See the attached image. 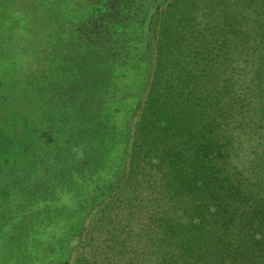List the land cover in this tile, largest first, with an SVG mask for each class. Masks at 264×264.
<instances>
[{"label": "rangeland", "instance_id": "374dc122", "mask_svg": "<svg viewBox=\"0 0 264 264\" xmlns=\"http://www.w3.org/2000/svg\"><path fill=\"white\" fill-rule=\"evenodd\" d=\"M164 1L159 8L149 1L143 10L146 19L139 17L140 24L133 32L135 29L122 21V0H8L4 9L0 0V118L11 126L25 123V129L38 135L35 151L39 155L29 156L28 173L18 170L13 176L7 171L10 176L4 168L24 166L26 161L15 156L17 146H0V152L6 155L0 166V264H161L163 259H169L168 248L143 247L146 239H139L142 229L145 233L152 231L150 219L157 214L151 217L150 212L156 196H148L155 194L157 187L130 192L125 188L122 201L117 192L115 203L87 207L96 187L90 188V169L95 173L97 166L103 165L112 145L122 151L126 128L134 129L142 119V113L134 108L139 100L145 103L153 82L160 81V73H155L161 69H157L158 30L148 22L156 17L164 20L160 13L166 6L171 7ZM139 15L142 10H138ZM199 15L202 22L198 29L191 25L186 28L187 37L178 36L187 42L192 36L196 46L203 41L197 52L181 56L184 75L192 71L197 77L191 87L203 83L200 75L209 74L220 77L222 83L231 77L237 90L247 91L253 86L251 91H263L264 73L260 72L264 64L254 66V58L264 57L256 52L253 55L255 41L247 45L231 39V45L223 46L229 49L228 55L220 49L225 57H217L207 24L214 30L222 25L213 26L212 15L207 19L202 11ZM170 27L173 33V25ZM180 27L184 26H177L181 35L184 29ZM242 27L234 29V33ZM128 29L131 33L126 35ZM218 38L216 43L221 45L220 35ZM248 59L247 64L243 63ZM179 66L182 64L176 63L170 70V77H175L170 80H177ZM244 66L247 69L241 73ZM254 69H258L257 81ZM162 75L168 78L169 72ZM144 79L148 82L146 88L137 90ZM217 88L221 90V86ZM159 95L156 92V100ZM137 96L142 98L135 101ZM191 97L201 99L197 93ZM175 99L180 98L175 95ZM38 114L41 118L37 119ZM131 134L132 143L135 135ZM16 138L5 136L0 141L30 144L27 137ZM249 149L243 148L246 152ZM125 169L127 172L128 163ZM105 208H110L108 214H104ZM103 215L110 218L112 225L117 220L122 224V234L114 240L119 247H106L113 231L112 226H104L105 221L100 222ZM122 242L128 251L126 257L123 252V260L115 254L123 250ZM149 250L159 257L151 259Z\"/></svg>", "mask_w": 264, "mask_h": 264}, {"label": "trees", "instance_id": "16d2710c", "mask_svg": "<svg viewBox=\"0 0 264 264\" xmlns=\"http://www.w3.org/2000/svg\"><path fill=\"white\" fill-rule=\"evenodd\" d=\"M2 1L4 9L8 0ZM149 1L122 0V21L126 20V27L135 29L133 32L137 31L136 26L140 24L139 17L143 16L142 21L146 19L143 10L148 7ZM153 1L156 8L165 2ZM166 1L171 7L169 9L166 6L160 13L164 20H156V17L154 21L151 19L148 22L152 23V29L158 30L157 69H161L155 73H160V81L153 82L145 103L142 105L139 100L137 109L134 108L142 113V119L135 124L134 129L129 126L126 128L122 151L112 145L106 152L108 154L103 159V165L97 166L95 173L90 169V188L96 187L87 207L91 209L94 205H107L105 202L114 201L117 192L118 200L122 201L121 192L125 188L130 192L140 187L145 191L150 186L157 187L156 193L151 192L148 196L151 199L156 196L150 212L153 213L151 217L157 214L150 219L149 229L152 231L145 233L142 229L139 239H146L143 247L168 248L169 259L161 258V264H264V90L251 91L255 89L253 86L247 91L237 90L231 77L222 83L219 82L220 77L209 74L199 76L203 81L199 88L196 84L191 87L197 77L192 71L184 75L181 56L197 52V46L201 47L203 41L199 40L196 46L192 36L190 42L178 38L182 34L187 37L186 28L191 25L198 29L202 22L199 12L202 11L204 19L212 15L213 26L217 23L222 25L221 29L214 30L207 24L210 41L215 43L213 48L218 50L215 53L217 57H225L219 53L220 49L227 51L225 53L228 55L229 49L223 46L231 45V39L247 45H250L249 41H255L253 55L256 52L264 57V0ZM128 3L130 6H126ZM138 10H142V15L138 16ZM170 24L174 27L173 33ZM180 24L185 27H180V30L184 29L181 35L177 32ZM243 25L239 33H234V29ZM128 32L131 33L128 29L126 35ZM254 34L256 37H253ZM219 35L221 45L216 43ZM128 48L132 53L133 49ZM254 60V66L264 64L260 58ZM248 62L249 59L243 61L246 64ZM176 63L182 64L178 69L180 74L177 80H170L175 78L170 77V70ZM130 68L135 67L131 65ZM244 69L247 66L240 68L241 73ZM253 71L257 81L258 69ZM162 72H169L168 78ZM141 73L144 76V71L141 70ZM263 73L264 69L260 74ZM215 78L217 81L212 82ZM147 84V79H144L141 86L135 87L143 90ZM220 86L221 90H218ZM156 92L160 94L157 100ZM195 92L201 99L191 97ZM175 95L180 99H175ZM141 98L137 96L134 99ZM42 112L44 115L45 112ZM38 118H41L39 114ZM21 119L24 120V117ZM24 127L25 123L11 126L7 120L0 118V137L17 139L18 136L19 139L27 137V141L30 140L28 146L21 142L0 141L2 147L17 146L15 156L26 161L24 166L16 164L14 169L4 168L10 176H17L15 173L18 170L28 173L31 168L29 156H39L35 151L38 135ZM131 133L135 135L132 143ZM247 146L250 149L246 152L243 148ZM2 156L6 155L0 152V166L4 165L1 163ZM7 171H11L12 175ZM144 177L149 179L145 180ZM99 184L101 187L97 186ZM130 201L128 199L127 204ZM109 210L105 208L104 214H108ZM101 221L106 222V228L112 226L113 231L106 247H119L118 241L114 240L122 234L120 221L112 225L106 215ZM149 240L154 244H147ZM125 247L122 251L121 248L116 251L118 259L123 260L124 254L125 257L128 255ZM149 251L151 259L159 257L158 253Z\"/></svg>", "mask_w": 264, "mask_h": 264}]
</instances>
